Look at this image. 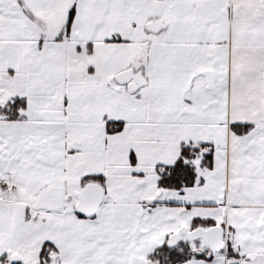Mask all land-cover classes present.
<instances>
[{
  "label": "snow or ice",
  "instance_id": "obj_1",
  "mask_svg": "<svg viewBox=\"0 0 264 264\" xmlns=\"http://www.w3.org/2000/svg\"><path fill=\"white\" fill-rule=\"evenodd\" d=\"M0 264H264V0H0Z\"/></svg>",
  "mask_w": 264,
  "mask_h": 264
}]
</instances>
